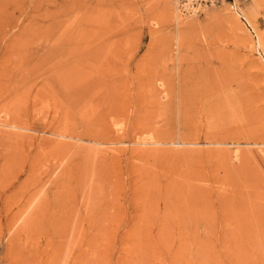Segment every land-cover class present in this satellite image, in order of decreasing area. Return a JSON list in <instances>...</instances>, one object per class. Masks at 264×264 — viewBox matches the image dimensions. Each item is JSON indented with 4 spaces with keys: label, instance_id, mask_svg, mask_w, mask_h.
<instances>
[{
    "label": "rangeland",
    "instance_id": "obj_1",
    "mask_svg": "<svg viewBox=\"0 0 264 264\" xmlns=\"http://www.w3.org/2000/svg\"><path fill=\"white\" fill-rule=\"evenodd\" d=\"M106 8L122 92L67 94ZM0 186V264H264V0H0Z\"/></svg>",
    "mask_w": 264,
    "mask_h": 264
},
{
    "label": "bare ground",
    "instance_id": "obj_2",
    "mask_svg": "<svg viewBox=\"0 0 264 264\" xmlns=\"http://www.w3.org/2000/svg\"><path fill=\"white\" fill-rule=\"evenodd\" d=\"M83 0H79V2H82ZM71 5H73V4H71ZM70 7V6H69ZM112 14H111V11H110V8H106L105 9V11L103 12V13H101V14H98V15H95V18H93V17H89L87 20L88 21H90L94 26H98L99 28L97 29V28H95V29H93V27L90 29V35H89V37H88V39H87V45L86 46H88L87 47V50L86 51H83L80 55H82V57H84L87 61H90V63L91 64H94V65H96V67L98 68V70H100V71H102L101 73H94V72H91V70L89 71V70H87V71H81V73H80V71H79V75H77V79L76 80H72V79H70L69 77V79L70 80H72L73 82H74V85H72V83L71 82H69L68 83V81L66 82V86H67V89H66V86H65V92L68 94L70 91H72L74 94H75V97L77 96V97H81V96H84V95H87L88 93H90L91 91H93V90H95V89H104V91L107 93V92H109V91H112V88L114 87H116V86H118L116 89H118V90H121L120 88H121V83H123V80H111L110 79V77H109V71H112V70H116V71H119V69H123V68H121L122 66L118 63V60H120L121 59V56L123 55L122 54V45L124 44V38H125V36H124V33L122 34V36L120 35L122 32H121V30L120 29H118V32H116L117 30H113V29H111L113 26H115L114 24H115V20H112V16H111ZM101 26H103L104 27V29H101ZM127 27H128V25H126V26H123L122 27V29H125L126 31H127ZM66 31V30H65ZM84 32V31H83ZM62 36H63V34H62ZM75 37V36H74ZM85 37L87 38V34L85 35ZM84 37V38H85ZM73 38V37H72ZM76 38V37H75ZM74 38V39H75ZM48 40H49V43L50 44H48L49 46H48V50H50V53L49 54H51V55H54V56H56L57 54H62V53H60V50L62 49V52H64L65 53V50H66V48H64V44H63V41H62V39L59 37V33L57 32V28H55V27H53V29L52 28H50V30H49V38H48ZM68 40V39H67ZM72 40V39H71ZM84 40V39H83ZM82 40V41H83ZM70 41V40H69ZM77 41V40H76ZM64 43H65V41H64ZM68 43V42H67ZM85 43V42H84ZM51 45V46H50ZM81 45V44H80ZM80 45L78 46V47H80ZM84 45V44H83ZM77 47V46H76ZM75 47V48H76ZM77 49H79V48H77ZM81 51V50H80ZM86 52V53H85ZM79 54H78V56H79ZM79 58V57H78ZM120 58V59H119ZM75 60V59H74ZM51 62V61H50ZM78 62H80V61H78ZM82 62V61H81ZM52 63V62H51ZM83 63V62H82ZM89 63V62H88ZM121 63V62H120ZM54 64V63H53ZM59 64V63H58ZM65 66H66V64L64 65V68H65ZM85 66H87V65H85ZM84 67V66H83ZM90 68H91V65L89 66ZM95 67V66H94ZM70 67H67V69H69ZM88 68V67H87ZM83 69H86V68H83ZM96 69V68H95ZM64 70H66V68L64 69ZM179 70H181V69H179ZM89 71V72H88ZM71 73V71H63L62 72V74H69L70 75V77H71V74L73 75L74 73ZM188 71H178V75H174V74H172V75H167V74H163V75H160V77L162 78V77H164V78H171L172 80H175V79H177L178 80V82H179V84H181L180 86H182L183 85V83H184V80H185V78H186V73H187ZM114 73V72H113ZM67 74V75H68ZM77 74V73H76ZM63 75V76H64ZM75 75V74H74ZM111 75V74H110ZM114 75V74H113ZM112 75V76H113ZM62 76V77H63ZM79 76V77H78ZM224 76V75H223ZM61 77V78H62ZM67 77V76H66ZM114 77V76H113ZM119 77H121V76H119ZM61 78L59 77V79L61 80ZM63 78H65V76L63 77ZM72 78H74L73 76H72ZM123 78V77H122ZM191 80L192 79H194V78H191V77H189ZM197 78V77H196ZM203 78V77H202ZM205 78V77H204ZM75 79V78H74ZM113 79V78H112ZM65 80V79H64ZM204 80V79H203ZM187 81V80H186ZM193 81V80H192ZM200 81V80H199ZM224 81H226V78H225V80ZM194 82H196V80H194ZM198 82V81H197ZM202 82H204V81H202ZM199 83L200 84V87H203V86H201V85H204L203 83ZM208 82H210V81H208ZM207 82V83H208ZM223 82V81H222ZM227 82V81H226ZM70 84L71 83V85H68V84ZM125 83H126V81H125ZM188 83V82H187ZM191 83H193V82H191ZM206 83V84H207ZM211 83V82H210ZM215 83L213 82V84H211V85H214ZM227 84V83H226ZM191 85H193V84H191ZM195 85H197V84H195ZM209 85V84H208ZM208 85H207V87H208ZM210 85V86H211ZM217 85V84H216ZM215 85V86H216ZM219 85V84H218ZM222 85H224L223 83H222ZM123 86H124V84H123ZM122 86V87H123ZM209 86V87H210ZM221 86V85H220ZM193 86H191V88H192ZM196 87V86H195ZM199 87V88H200ZM223 87V86H222ZM226 87V86H225ZM194 88V87H193ZM203 88H205V90H206V87L204 86ZM202 88V89H203ZM217 88H218V86H217ZM196 89H197V87H196ZM210 89V88H209ZM209 89H207L208 91H214V87L211 89V90H209ZM198 90V89H197ZM201 90V89H200ZM204 90V89H203ZM199 91V90H198ZM202 91V90H201ZM121 92H122V90H121ZM112 93H113V91H112ZM117 93H118V91H117ZM120 93V92H119ZM124 93V92H123ZM208 92H206V94H207ZM212 93V92H211ZM216 93V92H215ZM74 94H70L69 96H72V95H74ZM98 95V94H97ZM105 95V94H104ZM117 95H119V94H117ZM201 95V94H200ZM203 95H204V91H203ZM203 95H201V96H203ZM210 95V97H211V95L212 94H209ZM74 97V96H73ZM113 97H115V96H113ZM121 97V96H120ZM204 97V96H203ZM70 98H72V97H70ZM107 98V97H106ZM73 99V98H72ZM71 99V100H72ZM83 99V98H82ZM112 99V98H111ZM116 99H117V97H116ZM235 99V98H234ZM110 100V99H109ZM101 101V100H100ZM100 101H98V102H100ZM111 101V100H110ZM110 101H109V103H110ZM232 101H233V99H232ZM73 102V101H72ZM78 103H79V101H78ZM102 103V102H101ZM103 103H104V101H103ZM103 103H102V105H103ZM107 103V102H106ZM113 103V102H112ZM230 103V102H229ZM99 104V103H98ZM223 104V103H222ZM77 105V104H76ZM115 104H113V106H114ZM111 106H112V104H111ZM117 106V105H116ZM102 107V106H101ZM104 107H107V106H104ZM118 107V106H117ZM108 108V107H107ZM106 108V109H107ZM101 109V108H100ZM105 109V110H106ZM109 109V108H108ZM113 109V111H114V108H112ZM116 109V108H115ZM104 110V109H103ZM110 110H111V107H110V109L108 110V112H106L105 113V111L103 112V113H105V114H108L109 112H110ZM120 110V109H119ZM113 111H111V112H113ZM99 112V111H98ZM118 112V111H117ZM114 113H116V112H114ZM98 114H101V113H98ZM104 114V115H105ZM103 117V116H102ZM103 118H105V116L103 117ZM101 120H102V118H101ZM64 125H67L66 123H63ZM104 124H106L105 122L103 123V125ZM73 125V124H72ZM87 125V124H86ZM107 125V124H106ZM75 126H77V125H75ZM74 126V127H75ZM108 126V125H107ZM69 127V126H68ZM72 127V126H71ZM73 127V128H74ZM102 127V126H101ZM106 127V126H105ZM66 128H67V126H66ZM70 128V127H69ZM79 128V127H78ZM107 128V127H106ZM65 129V128H64ZM72 129V128H71ZM86 129H87V127H86ZM85 129V130H86ZM65 130H67V129H65ZM76 130V129H75ZM75 130L73 131V135H74V133H76L75 132ZM88 130V129H87ZM86 130V131H87ZM104 130H107V129H105L104 128ZM89 131H90V129H89ZM102 132V131H101ZM101 132H100V129H99V134H101ZM104 132V131H103ZM80 133V132H79ZM91 134L93 133L92 131L90 132ZM70 134V133H69ZM84 134V133H83ZM86 134V133H85ZM88 134V133H87ZM96 134H98V133H96ZM72 135V136H73ZM103 135V134H102ZM88 136V135H87ZM89 136H90V134H89ZM104 136V135H103ZM102 136V137H103ZM92 137H93V135H92ZM97 137V136H96ZM99 137H101V136H99ZM71 138V137H70ZM62 145H66L65 143L63 144L62 143ZM66 146H68V145H66ZM64 148H66L65 146H63ZM68 148L69 147H67L65 150L66 151H68ZM70 149V148H69ZM15 152V151H14ZM17 153H18V150H17ZM13 154V153H12ZM18 155V154H17ZM12 157H13V155H11ZM19 157V156H18ZM15 159V158H14ZM8 164V163H7ZM6 164V165H7ZM6 168V167H5ZM53 172H54V169L52 170ZM46 172V171H45ZM44 172V173H45ZM52 172V173H53ZM67 172V171H66ZM52 173H50V175L52 174ZM62 173H64V170H63V172H61V174ZM68 173V172H67ZM69 174V173H68ZM1 176H2V174H1ZM49 176V175H48ZM52 176V175H51ZM50 176V177H51ZM61 176V175H60ZM64 176V175H63ZM62 176V177H63ZM65 176H67V175H65ZM64 176V177H65ZM55 177V176H54ZM57 177V176H56ZM68 177V176H67ZM67 177H65V178H67ZM40 178V177H39ZM39 178L37 179V180H39ZM52 178H53V176H52ZM46 179V178H45ZM44 179H42V181H43ZM50 180H51V178H50ZM61 180H62V178H61ZM42 181H41V184H42ZM52 181H53V179H52ZM52 181L50 182V185H52ZM58 180H56V182H57ZM38 182V181H37ZM37 182H35V183H37ZM46 182V181H45ZM44 182V183H45ZM47 182H48V179H47ZM55 182V181H54ZM53 182V183H54ZM65 182H66V180H65ZM64 182V183H65ZM107 182V181H106ZM2 183H4V181L2 182ZM1 183V184H2ZM34 183V184H35ZM60 183H62V182H60ZM38 184V183H37ZM46 184V183H45ZM55 184V183H54ZM63 184V183H62ZM148 184H150V183H148ZM58 185H59V183H58ZM64 185H66V184H64ZM152 185V187L154 186V184H151ZM173 185H176V184H173ZM172 185V186H173ZM41 186V185H40ZM145 186V190L144 191H146V189L148 188V186H147V183L144 185ZM172 186H170L171 187V189H170V191H169V194L168 195H170L171 197H172V195H171V190L173 189L172 188ZM178 186V185H177ZM176 186V187H177ZM1 187V186H0ZM43 187H45L44 185L42 186V188ZM49 187H51V186H49ZM61 187V186H60ZM63 187V186H62ZM62 187L61 188H59V186H58V188L61 190L62 189ZM65 187V186H64ZM68 187H70V186H67L66 185V188H64V189H67ZM179 187H180V185H179ZM178 187V188H179ZM36 188H38V187H36ZM41 188V187H40ZM58 188H57V191H59L58 190ZM151 188V187H150ZM150 188L148 189L149 191H150V194H151V190H150ZM168 188H166V191L168 192ZM180 188H183V187H180ZM63 189V190H64ZM71 189H72V187H71ZM70 189V190H71ZM161 187L159 188V189H157L156 190V193L157 192H159L160 191V193H162V191H161ZM189 189V188H188ZM31 190V189H30ZM29 190V191H30ZM138 190H141L140 188L138 189ZM177 190V189H176ZM183 190H185V189H183ZM181 191V189H180V192L179 193H177V196H178V198H179V200H181V199H183V197L185 196L184 194H186V199L187 198H189V197H187V196H189V194H188V192H184V191ZM190 190H192L191 188H190ZM153 191V190H152ZM155 191V190H154ZM165 191V192H166ZM178 191H179V189H178ZM197 192H198V190H196ZM32 192V191H31ZM142 192H143V190L141 191V195L140 196H143V194H142ZM183 193V195L184 196H182V198L179 196V194L180 193ZM201 192V191H200ZM199 192V193H200ZM54 193H55V195L57 194V192L56 191H54ZM61 193V192H60ZM66 193V192H65ZM72 193V192H71ZM138 193H140L139 191H138ZM176 193H175V191H174V195H176ZM193 193V192H192ZM191 193V194H192ZM203 193L204 192H201V195H202V197H201V199L203 198ZM146 194V193H145ZM148 194V193H147ZM165 194V193H164ZM188 194V195H187ZM194 194H196V192L194 193ZM29 195V194H28ZM71 195V194H70ZM70 195H68V197H70ZM158 195H160L161 196V194H158ZM166 195V194H165ZM198 195V194H197ZM24 196V195H23ZM32 196H34V194L32 195ZM73 196V195H72ZM71 196V197H72ZM146 196V195H145ZM144 196V197H145ZM192 196H193V194H192ZM196 196V195H195ZM31 197V196H30ZM58 197V196H57ZM60 197H62V195L60 196ZM68 197H66L65 196V198L66 199H68ZM137 197H139V196H137ZM146 197H148V196H146ZM150 197V196H149ZM165 197V196H164ZM46 198H48V197H46ZM75 198V197H74ZM166 198V197H165ZM181 198V199H180ZM56 200V202H57V198H53V200ZM61 199V198H60ZM60 199H59V201H60ZM169 199H171L170 197H169ZM190 199V198H189ZM194 199V198H193ZM198 199H200V196H199V198ZM197 199V200H198ZM200 199V200H201ZM26 200V199H25ZM24 200V201H25ZM29 200H30V198H29ZM28 200V201H29ZM75 200V199H74ZM173 200V199H172ZM179 200L177 201V199L175 200V201H177V202H179ZM190 200H192V199H190ZM189 200V201H190ZM208 200V199H207ZM27 201V202H28ZM58 201V202H59ZM65 201V200H64ZM68 201V200H67ZM67 201H65V202H67ZM171 201V200H170ZM181 201H183V203H184V200H181ZM188 201V202H189ZM199 201V200H198ZM197 201V202H198ZM204 201H205V199H204ZM203 201V202H204ZM32 202V200L30 201V203ZM57 202V203H58ZM60 202H62V201H60ZM70 202V201H69ZM71 202H73V200L71 201ZM196 202V203H197ZM209 202V201H208ZM29 203V202H28ZM26 204V202H25V205L23 204V203H21V204H23V206H26V205H29V204ZM182 203V204H183ZM187 203V202H186ZM190 203H192V204H196V203H193V202H190ZM202 203V202H201ZM10 204H11V206H10ZM43 204V203H42ZM46 204H48V203H46ZM63 204H65V203H63ZM179 204L181 205V203L179 202ZM208 204V203H207ZM7 205V204H6ZM8 207L10 208V207H12V203H9L8 202ZM51 205V204H50ZM56 205V204H55ZM59 205H61V203H59ZM184 205H185V203H184ZM187 205H189V204H187ZM209 205V204H208ZM52 206V205H51ZM51 206H50V208H51ZM57 206V205H56ZM179 206V205H178ZM191 206V205H190ZM193 206V205H192ZM204 206H205V204H204ZM207 206V205H206ZM19 208H20V206H18ZM59 208H60V206H58ZM62 207V206H61ZM195 207H197V206H195ZM18 208V209H19ZM27 208V207H26ZM41 208V207H40ZM49 208V210H48V212H46V213H49V212H51V210H52V208L50 209ZM54 208V207H53ZM64 208V207H63ZM63 208H61V209H63ZM185 208H187V207H185ZM192 208V207H191ZM198 208V207H197ZM196 208V209H197ZM199 208H200V205H199ZM201 208H202V205H201ZM207 208V207H206ZM38 209V208H37ZM190 209V208H189ZM208 209V208H207ZM8 210V209H7ZM20 210V209H19ZM71 210V209H70ZM69 210V211H70ZM206 209L204 208V211H205ZM210 210V209H209ZM228 210V209H227ZM9 211V210H8ZM38 211V210H37ZM41 211V210H40ZM57 211H58V208H57ZM62 211V210H61ZM65 211V210H64ZM186 211V210H185ZM189 211H191V209L189 210ZM196 211H198V210H196ZM195 210L194 211H192L193 213L194 212H196ZM230 211V210H229ZM242 212H243V210H241ZM55 212V211H54ZM188 212V211H187ZM11 213V212H10ZM9 213V214H10ZM13 213H14V211H13ZM15 213H16V211H15ZM15 213L14 214H12L13 215V217L15 216ZM19 213H21V211L19 212ZM37 213H39V212H37ZM37 213H36V215H37ZM56 213V212H55ZM60 213V212H59ZM72 213V212H71ZM197 213V212H196ZM231 213V212H230ZM18 214V213H17ZM52 214H54V213H52ZM61 214H62V212H61ZM63 214H65V213H63ZM203 214V213H202ZM209 214V213H208ZM49 215V214H48ZM56 215H57V220H59V214H57L56 213ZM69 215H70V213H69ZM191 215V214H190ZM204 215V214H203ZM50 216V215H49ZM202 216V215H201ZM210 216V215H209ZM12 216H11V218H13ZM16 217H17V215H16ZM20 217V214H19V216H18V218ZM33 217V216H32ZM41 217V216H40ZM54 217V216H53ZM52 217V218H53ZM62 217V216H61ZM60 217V218H61ZM198 218L200 217V216H197ZM204 217V216H203ZM208 217V216H207ZM34 218V217H33ZM38 218V217H37ZM47 218V217H46ZM43 215H42V219L44 220V219H46ZM48 218H50V217H48ZM41 219V218H40ZM54 219V218H53ZM53 219H51V220H53ZM15 220L16 219H14L13 221L12 220H9V221H11V222H15ZM55 220V219H54ZM66 220H68V219H66ZM93 220V219H92ZM8 221V220H7ZM17 221V220H16ZM56 221V220H55ZM50 222V221H49ZM49 222H47L48 224H49ZM242 222V224L241 225H238V228H241V229H247L248 227H250V223H247V222H244V221H241ZM46 223V222H45ZM45 223H44V225H45ZM46 223V224H47ZM51 223H52V221L50 222V224H49V226L48 227H50L51 226ZM62 223V222H61ZM253 224V223H252ZM42 225H43V223H42ZM43 225V226H44ZM254 225V224H253ZM40 226H41V224H40ZM42 226V227H43ZM57 226H61V225H57ZM57 226H55L54 228H53V230L55 229V228H57ZM65 226V225H64ZM91 226V225H90ZM5 227V226H4ZM10 227H12V226H10ZM22 227V226H21ZM41 227V228H42ZM47 227V226H46ZM1 229V228H0ZM11 229V228H10ZM58 231V230H57ZM58 233V232H57ZM205 250V249H204ZM19 260V259H18ZM21 261V260H20ZM17 262V261H16ZM20 263V262H19ZM12 264H14V262L12 263ZM17 264H18V262H17Z\"/></svg>",
    "mask_w": 264,
    "mask_h": 264
}]
</instances>
